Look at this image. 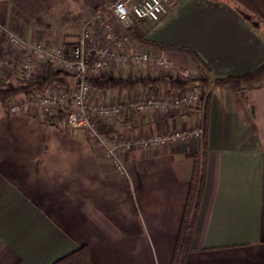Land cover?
<instances>
[{"label":"crops","instance_id":"0c3cea01","mask_svg":"<svg viewBox=\"0 0 264 264\" xmlns=\"http://www.w3.org/2000/svg\"><path fill=\"white\" fill-rule=\"evenodd\" d=\"M114 1L0 0L5 62L0 84L23 82L21 69L28 59L29 81H42L47 51L70 48L84 23L102 12L90 29L89 47L108 46L122 56L147 50L179 68L200 67L209 79L201 109L135 113L127 105L151 95L173 96L177 89L163 85L93 89V104L115 100L127 105L106 124L113 135L145 136L199 123L205 132L177 145L124 153L123 170L116 172L83 129L51 124L37 103L11 113V99L0 102V264H53L82 246L91 264H172L184 219L192 216L198 199L196 157L199 165L205 163L204 182L184 264H264V81L246 92L213 82L247 73L264 61V0H170L160 20L135 19L128 26L108 10ZM107 26L113 41L106 36ZM138 37L194 49L202 62ZM36 44L44 51L29 48ZM177 69L111 56L88 79L148 76L183 82ZM67 74L74 90L77 79ZM47 91L68 89L53 83Z\"/></svg>","mask_w":264,"mask_h":264},{"label":"built area","instance_id":"2783aa9c","mask_svg":"<svg viewBox=\"0 0 264 264\" xmlns=\"http://www.w3.org/2000/svg\"><path fill=\"white\" fill-rule=\"evenodd\" d=\"M170 0H115L108 6V10L115 19L123 26L130 25L135 19L150 20L156 22L169 11ZM102 17V12H98L94 17L87 20L82 26L81 33L77 41L70 47L64 46L50 48L46 55L50 65L57 71L67 72L77 79L75 89L69 93L63 91H46L43 95L21 96L19 100L8 104L11 113L23 111L32 103H37L44 110L46 115L53 117L55 123L65 124L73 129H83L86 134L94 140L96 146L102 149L116 172L123 170L122 155L133 149H151L164 145H177L184 143L191 137H200L203 133L201 123L190 129L172 130L168 132L152 133L145 136L126 135L122 137L109 136L99 132L98 125H106L120 117L130 106L135 113L143 112L152 108H177L201 109L205 102L203 86L192 83L185 89L176 90L168 96H148L135 102L122 105L117 101L109 104H93V88L88 84L90 73H98L105 65L108 57L114 56L122 58L125 62L133 64L147 63L150 66L170 70L177 69V73L183 82L190 81L191 78L200 79L204 72L200 67L187 68L176 67L174 62L164 56H156L147 50L131 55H119L110 47L105 46L98 49L89 47L90 29ZM1 28V27H0ZM106 36L113 41V33L109 26L106 27ZM14 42L19 43V39L11 36ZM35 51H44L41 44L29 47ZM95 57H100L95 60ZM5 62L0 56V72ZM29 59L23 64L21 78L29 80L31 77Z\"/></svg>","mask_w":264,"mask_h":264},{"label":"trees","instance_id":"16d2710c","mask_svg":"<svg viewBox=\"0 0 264 264\" xmlns=\"http://www.w3.org/2000/svg\"><path fill=\"white\" fill-rule=\"evenodd\" d=\"M250 19H254V17H250ZM131 33V32H130ZM140 42L154 46V47H165L172 50L181 51L187 54H190L195 60L198 62H202L200 55L194 49L188 47H180V46H173V45H164L157 42H152L146 40L144 37L137 38ZM68 74L64 71H57L53 69V67L48 63V68L46 71L45 78L40 82H31L29 80H24L23 82L11 86L8 84H0V102L3 105L18 96V95H43L46 93L47 88L53 84L57 83L59 85H66L68 92H72L73 90L69 87L68 81ZM208 77L204 75L200 79L191 78L188 82H180L173 78H157L153 79L148 76L141 78L139 80L135 79H125L122 77H115V78H98V79H88L87 82L93 89L98 90H115V89H123V88H134L137 85H163L164 87H168L171 89H185L192 83H199L202 86H206L208 84ZM264 81V61L253 70L241 74V75H228L224 77H219L214 79V84L218 86H234L240 92H246L250 87L263 82ZM47 120L51 122V124H56L55 119L46 115ZM203 129L205 132V124L203 125ZM99 132L106 134V135H113L115 130L108 125H102L98 127ZM204 171H205V163L204 160L199 165L198 158L196 157L195 168L193 173V183L197 181L199 182L198 186V199L195 202L193 209H192V216L188 219L186 215L184 219L185 229L181 233L178 243L176 246V251L174 255V259L172 264H184L185 255L189 251L190 248V241L193 232L194 220L197 213V205L200 198L201 187L204 182ZM190 201H188V209L190 207ZM53 264H91L89 250L86 246L79 247L75 251L59 258Z\"/></svg>","mask_w":264,"mask_h":264},{"label":"rangeland","instance_id":"374dc122","mask_svg":"<svg viewBox=\"0 0 264 264\" xmlns=\"http://www.w3.org/2000/svg\"><path fill=\"white\" fill-rule=\"evenodd\" d=\"M91 18H92V17H91ZM91 18H90V19H91ZM20 98H21V97H20ZM12 100H13V101H16V100H19V99H17L16 97H14V98L11 99V101L8 102V104H10L11 102H13Z\"/></svg>","mask_w":264,"mask_h":264},{"label":"water","instance_id":"95a60500","mask_svg":"<svg viewBox=\"0 0 264 264\" xmlns=\"http://www.w3.org/2000/svg\"><path fill=\"white\" fill-rule=\"evenodd\" d=\"M254 24H257L256 22Z\"/></svg>","mask_w":264,"mask_h":264}]
</instances>
